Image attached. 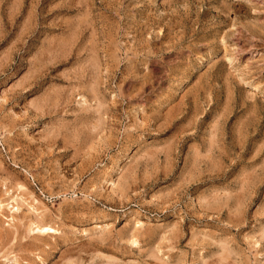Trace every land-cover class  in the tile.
I'll use <instances>...</instances> for the list:
<instances>
[{"label": "rangeland", "instance_id": "obj_1", "mask_svg": "<svg viewBox=\"0 0 264 264\" xmlns=\"http://www.w3.org/2000/svg\"><path fill=\"white\" fill-rule=\"evenodd\" d=\"M0 264H264V0H0Z\"/></svg>", "mask_w": 264, "mask_h": 264}, {"label": "bare ground", "instance_id": "obj_2", "mask_svg": "<svg viewBox=\"0 0 264 264\" xmlns=\"http://www.w3.org/2000/svg\"><path fill=\"white\" fill-rule=\"evenodd\" d=\"M225 32V31H224ZM223 36V35H222ZM231 61V60H230ZM253 85V84H252ZM256 85V84H255ZM257 87H259L258 85H256ZM257 87H255V86H251V91H257L258 90V88ZM260 88V87H259ZM38 227V226H37ZM36 227V228H37ZM38 230L40 231V232H43V231H47V230H50V229H47V228H39L38 227ZM132 243V242H131ZM133 243H136V241H134L133 240ZM153 254H155V253H153Z\"/></svg>", "mask_w": 264, "mask_h": 264}]
</instances>
